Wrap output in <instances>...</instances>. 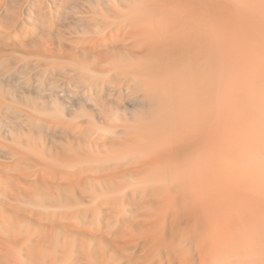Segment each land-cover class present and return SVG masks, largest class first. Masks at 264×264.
Segmentation results:
<instances>
[{
    "label": "bare ground",
    "instance_id": "bare-ground-1",
    "mask_svg": "<svg viewBox=\"0 0 264 264\" xmlns=\"http://www.w3.org/2000/svg\"><path fill=\"white\" fill-rule=\"evenodd\" d=\"M0 264H264V0H0Z\"/></svg>",
    "mask_w": 264,
    "mask_h": 264
},
{
    "label": "rangeland",
    "instance_id": "rangeland-1",
    "mask_svg": "<svg viewBox=\"0 0 264 264\" xmlns=\"http://www.w3.org/2000/svg\"><path fill=\"white\" fill-rule=\"evenodd\" d=\"M30 92H31V95L32 97H36V92L33 90V89H29L25 86H23L21 88V90L18 92V99H19V102L20 104H23V105H29L30 102H28L30 100V98H28L27 96L30 95ZM69 96V95H67ZM65 97V96H60L59 97V103L62 105V106H67L69 104V101L72 102V104L75 106V107H80L82 104H85V106L87 107V109H92V105L87 103L86 99L83 97V96H75V95H70V97ZM15 132H17V129H14ZM7 133H8V129H5L4 130V135L7 137Z\"/></svg>",
    "mask_w": 264,
    "mask_h": 264
}]
</instances>
